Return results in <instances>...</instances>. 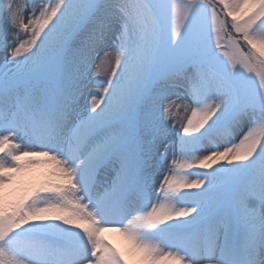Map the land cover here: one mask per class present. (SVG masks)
Segmentation results:
<instances>
[{"label": "snow or ice", "instance_id": "snow-or-ice-1", "mask_svg": "<svg viewBox=\"0 0 264 264\" xmlns=\"http://www.w3.org/2000/svg\"><path fill=\"white\" fill-rule=\"evenodd\" d=\"M105 231L264 264V0H0V264H129Z\"/></svg>", "mask_w": 264, "mask_h": 264}, {"label": "rangeland", "instance_id": "rangeland-1", "mask_svg": "<svg viewBox=\"0 0 264 264\" xmlns=\"http://www.w3.org/2000/svg\"><path fill=\"white\" fill-rule=\"evenodd\" d=\"M173 111H175V109ZM41 165H43V163ZM37 166H40V164L31 166L30 169L27 172L24 173L25 176H38V177H34V178L27 177V178L23 179L22 186L24 188L31 187L33 184L38 183L39 181H41L39 176H45V174L37 173L35 171V168ZM104 237L107 239L108 242H110L113 245V247H115L117 249L118 252H120V254L124 257L125 260L129 261V264H132L133 257L130 254H128L129 251H127V248L126 247H125L126 249L124 248L125 245L124 246L122 245L123 248L121 246H118L114 242V240L116 241L114 236L111 237V239L113 238V240H111L109 236L104 235Z\"/></svg>", "mask_w": 264, "mask_h": 264}, {"label": "bare ground", "instance_id": "bare-ground-1", "mask_svg": "<svg viewBox=\"0 0 264 264\" xmlns=\"http://www.w3.org/2000/svg\"><path fill=\"white\" fill-rule=\"evenodd\" d=\"M48 168H49V165H47V164H43V165L40 164V166H37V167L35 168V171H36L37 173H43V174H45V176H39L41 180L45 179L46 174H47V171H48ZM27 177H29V178H34V177H38V176H25V175H23V176H22V181H23V179H25V178H27ZM102 235H103V236H104V235L109 236L110 239H111L112 236H114V238L116 239V241L114 240V242H115L118 246H121V247H122V245H123V246L125 245L124 248L126 247V248H127V251H128L127 241H126V239L123 237V235H122L120 232H116V231H105V232L102 233ZM111 240H113V238H112ZM122 248H123V247H122ZM126 248H125V249H126ZM128 254H129V253H128Z\"/></svg>", "mask_w": 264, "mask_h": 264}]
</instances>
